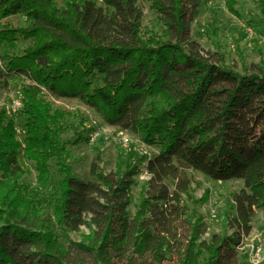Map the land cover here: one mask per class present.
Returning <instances> with one entry per match:
<instances>
[{
    "label": "trees",
    "instance_id": "trees-1",
    "mask_svg": "<svg viewBox=\"0 0 264 264\" xmlns=\"http://www.w3.org/2000/svg\"><path fill=\"white\" fill-rule=\"evenodd\" d=\"M149 1L161 29L146 34L140 0H66L63 6L56 0H0V79L32 82L22 89L23 137L0 109V264H84L67 260L61 238L62 231L81 225L100 231L92 246L80 245L98 263L111 262L129 237L145 253L156 232L162 236L152 250L162 258L177 251L179 264L239 263L252 218L241 200L235 217L241 230L207 241L204 218L180 207L181 197L190 195L185 179L176 184L180 198L171 212L163 208L167 186H153L157 192L142 193L131 214L140 163L109 175L94 164L92 174L104 187L98 195L85 194V183L68 164L65 114L46 100L48 94L78 98L110 124L125 120L142 142L159 147V159L212 180H243L264 205V63L241 73L224 54L209 60L190 47L203 0ZM252 1L264 17V0ZM227 5L240 16L236 0ZM18 15L25 26L9 24ZM26 162L38 173L34 187L23 180ZM42 194L52 196L48 212Z\"/></svg>",
    "mask_w": 264,
    "mask_h": 264
},
{
    "label": "rangeland",
    "instance_id": "rangeland-1",
    "mask_svg": "<svg viewBox=\"0 0 264 264\" xmlns=\"http://www.w3.org/2000/svg\"><path fill=\"white\" fill-rule=\"evenodd\" d=\"M56 1L60 6L66 2V0ZM96 1L99 5H103L102 0ZM228 1L203 0L191 26L190 47L209 60L220 52L224 54L226 63L230 67L244 73V67L264 63V17L258 4L252 0H236L240 16L230 11ZM140 6L144 12L143 31L146 34L159 32L161 24L156 18V13L151 9V2L140 0ZM7 20L13 26L26 25V19L19 15ZM24 47V44H20L21 49ZM30 84L32 82L25 77H1L0 109L6 110L19 91L24 94L23 86ZM45 97L51 102L54 110H60L65 114L67 131L64 139L72 143L68 146L70 155L68 164L73 174L85 183V194L98 195L99 188L104 187L102 181L92 174L94 164L98 172L109 175L117 172L118 168L124 169L127 164L140 163V172L135 177L136 183L131 189L132 215L137 211L142 193L146 191L152 195L157 192L153 186L158 189L167 186L168 198L164 201L163 208L171 212L174 205H178L177 200L179 201L180 198L176 196V184L185 179L190 195L185 194L181 197L180 207L186 211L182 206L185 204L188 214H195L194 218L198 216L204 218L207 232L202 239L209 241L214 234L229 236L241 230L243 226H237L235 221V217L239 214L237 204L241 200L252 216L251 232L245 236L241 245L264 243V205L243 180H212L199 171L180 170L175 162L159 159V147L142 142L126 128L125 120L110 124L98 111L78 98H55L49 94ZM22 116L17 118V122H22ZM95 129L98 133L94 135L95 140L92 141L90 135ZM25 165L27 173L23 180L34 187L37 184L38 173L33 163L26 162ZM159 173L163 180L158 185L157 182H161L158 178ZM150 180H153L152 184H149ZM39 200L44 212L51 210V195L42 194ZM181 232L182 236H185L187 229L185 231L182 228ZM99 233L97 226L89 225H81L79 229L68 233L62 231L61 238L68 248L67 260L84 264H103L101 261L98 263L95 256L90 255L80 246L81 244L92 246V242H95L97 237L95 234ZM161 236L159 232L150 236L147 243L148 250L143 254L138 252L133 245L134 239L129 237L122 252L119 254L113 252L112 261L105 264H179L177 251L162 258L152 250V245L158 244ZM238 264H251L242 250H239Z\"/></svg>",
    "mask_w": 264,
    "mask_h": 264
},
{
    "label": "built area",
    "instance_id": "built-area-1",
    "mask_svg": "<svg viewBox=\"0 0 264 264\" xmlns=\"http://www.w3.org/2000/svg\"><path fill=\"white\" fill-rule=\"evenodd\" d=\"M25 96L19 91L18 95L8 104L6 107V113L8 116L13 117L17 123L16 131L19 137H23L24 130L22 124L17 122L22 114V110L25 107ZM97 130L95 129L90 135L92 141L95 140L94 135H97ZM240 250H242L246 255L251 264H262L264 263V243H252L250 245H241Z\"/></svg>",
    "mask_w": 264,
    "mask_h": 264
}]
</instances>
